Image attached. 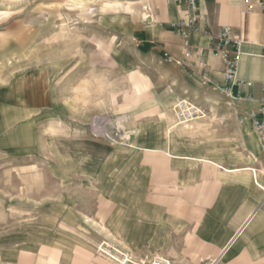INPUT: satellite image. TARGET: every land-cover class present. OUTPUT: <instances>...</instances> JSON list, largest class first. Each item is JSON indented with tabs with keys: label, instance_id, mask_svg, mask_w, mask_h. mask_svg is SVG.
I'll use <instances>...</instances> for the list:
<instances>
[{
	"label": "crops",
	"instance_id": "1",
	"mask_svg": "<svg viewBox=\"0 0 264 264\" xmlns=\"http://www.w3.org/2000/svg\"><path fill=\"white\" fill-rule=\"evenodd\" d=\"M138 1L150 7L155 22L163 23L138 28L146 43L142 55L179 57L180 40L169 22L191 16L192 10L184 2ZM197 4L203 19L190 33V43L205 49L210 83H196L203 89L221 83V61L207 49L208 34L227 25L241 41L236 74L242 82L240 89L259 98L264 83V12L257 0H197ZM149 42L154 45L148 48ZM33 83L30 73L15 76L11 96H25ZM175 84L176 79L170 77L168 92L151 94L138 110L130 109L128 119L135 120L132 113L137 111L141 121L133 124L129 141L94 145L73 160L83 178L81 187L104 199V216H93L98 224L93 225L75 215L74 222L67 221V212L61 223L74 231L103 228L108 241L130 252L184 247L198 254V264H264V152L248 117L256 105L243 103L236 111L199 108V117L180 124L170 109V88ZM24 111V116L34 112ZM26 118L10 119L8 130L19 144L5 140L2 133L15 154L23 146L25 153L31 147L29 138L17 135ZM65 228L50 232L47 223L34 227L25 222L19 228L0 229V264H113L80 246L75 247L73 257H66L68 246L85 240ZM50 239L58 246L49 247ZM173 250L178 254L180 249Z\"/></svg>",
	"mask_w": 264,
	"mask_h": 264
},
{
	"label": "rangeland",
	"instance_id": "2",
	"mask_svg": "<svg viewBox=\"0 0 264 264\" xmlns=\"http://www.w3.org/2000/svg\"><path fill=\"white\" fill-rule=\"evenodd\" d=\"M128 1L131 8L116 10L109 5L112 0H0V229L19 228L25 222L34 227L47 223L51 232L67 227L61 223L67 212V221L74 222L75 215L98 225L92 217L103 218L104 199L91 195L87 186L81 187L83 178L73 160L94 145L129 141L133 124L141 121L137 111L132 113L135 120L128 119L130 109L138 110L151 94L168 92L170 77L176 79L170 88V109L178 99L205 111L242 108L214 85L201 88L196 83L202 84L199 78L166 60L171 55L143 56L146 43L138 28L159 23L153 18L143 20L147 14L144 3ZM153 45L147 44L148 48ZM47 66L48 83L34 82L25 96H11L15 76L36 75L40 67ZM135 83L141 84L136 85L139 93ZM28 109L34 112L27 117L24 110ZM15 116L17 121L27 117L17 135L31 143L27 153L23 146L17 155L5 141L19 144L8 130ZM69 231L85 242L68 246L66 257L74 256L76 246L94 257H107L99 246L113 242L103 228ZM52 240L49 247L58 246ZM112 245L137 264H152L157 256L170 264H198V254L184 247L130 252ZM173 248L180 249L178 254Z\"/></svg>",
	"mask_w": 264,
	"mask_h": 264
},
{
	"label": "built area",
	"instance_id": "3",
	"mask_svg": "<svg viewBox=\"0 0 264 264\" xmlns=\"http://www.w3.org/2000/svg\"><path fill=\"white\" fill-rule=\"evenodd\" d=\"M170 1L184 2L186 7L192 10L193 14L186 18L169 22L170 28L179 37L182 53L179 57L167 56L166 60L186 69L189 75L195 74L194 71H196L202 84L210 83L206 75L208 63L205 58V49L203 47L193 48L190 43V33L198 29L199 23L203 19L202 14L198 10L197 0H163L164 3ZM245 1L249 3L250 0ZM257 6L264 12V0H257ZM251 8V4H248V10ZM142 9L147 13L143 20H152L150 7L145 4ZM161 24L162 22H159V25ZM208 40L207 49L213 56L219 57L222 66V81L221 83H215L214 87L235 103L256 105L255 108L249 109L248 117L259 139L260 149L264 152V83L260 85L261 95L257 99L251 94L241 91L240 85L242 82L236 77L241 53V41L232 34L229 26L223 25L217 33L208 34ZM173 110L176 122L180 124L188 123L200 115L199 107L191 104L186 99H178L173 106ZM108 243L111 244L110 242ZM111 245H109L108 249L118 257L124 258L122 264H129L130 257H127V254ZM152 264H170V262L162 256H157L153 258Z\"/></svg>",
	"mask_w": 264,
	"mask_h": 264
},
{
	"label": "bare ground",
	"instance_id": "4",
	"mask_svg": "<svg viewBox=\"0 0 264 264\" xmlns=\"http://www.w3.org/2000/svg\"><path fill=\"white\" fill-rule=\"evenodd\" d=\"M112 4H109L111 6V8L113 9H120V8H124V9H128L131 8V3L129 1H121V0H112ZM106 4V3H105ZM131 10V9H130ZM145 15V14H144ZM49 72V67L45 68V67H40L37 74L36 75H32L31 74V81L33 82H37V81H41L43 82V84L45 82H47L49 80V74H46ZM48 83V82H47ZM45 92V91H44ZM43 92V93H44ZM26 116V115H25ZM106 245V246H104ZM108 247H110L108 244L102 243L99 248L101 253H103L105 256H107L106 258H108L109 260H111L113 263L115 264H122L124 258H120L118 257L116 254L112 253ZM118 250V249H117ZM127 261V260H126ZM129 262L131 264H137L136 262H134L133 260H129Z\"/></svg>",
	"mask_w": 264,
	"mask_h": 264
}]
</instances>
